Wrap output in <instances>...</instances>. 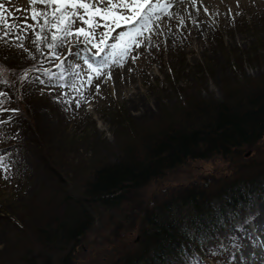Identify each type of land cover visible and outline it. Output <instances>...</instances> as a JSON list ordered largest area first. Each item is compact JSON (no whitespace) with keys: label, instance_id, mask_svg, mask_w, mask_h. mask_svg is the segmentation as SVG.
I'll return each mask as SVG.
<instances>
[{"label":"trees","instance_id":"obj_1","mask_svg":"<svg viewBox=\"0 0 264 264\" xmlns=\"http://www.w3.org/2000/svg\"><path fill=\"white\" fill-rule=\"evenodd\" d=\"M236 61L240 65L241 61ZM42 67H20L0 59L2 147L30 144L35 149L34 168L41 179L39 199L7 219L12 229L0 264H74L82 239L96 221L106 220L105 212L120 213L137 207L139 190L185 161L217 155L234 157L242 150L259 156L256 146L264 136V74L255 78L233 74L230 80L224 79L219 101L184 96L172 108L164 106L154 126L133 120L123 123L117 117L119 134L114 145L120 158L109 163L102 154L109 147L96 143L89 158L69 157L65 146L55 144L52 133L38 127L42 103L48 107L51 95L57 94L31 91L37 77L47 79L43 89L51 87L43 76L50 65L38 71ZM11 109L18 111L13 113ZM16 137L23 140L17 143ZM259 172L223 188L212 199L185 190L181 198L190 211L183 217L161 211V206L148 210L143 218L142 246L115 264H190L189 257L203 264H225L227 254L218 248L211 255L205 250V238L209 237L205 225L210 227L213 219H226L237 209L245 215L254 214L255 205L264 200V174L260 176ZM224 193L227 198H223ZM214 199L218 201L215 205ZM229 227L226 224L220 235H226Z\"/></svg>","mask_w":264,"mask_h":264},{"label":"rangeland","instance_id":"obj_2","mask_svg":"<svg viewBox=\"0 0 264 264\" xmlns=\"http://www.w3.org/2000/svg\"><path fill=\"white\" fill-rule=\"evenodd\" d=\"M197 1L200 3L197 4V13L193 21H190L189 28L194 21L196 25H203L206 34L200 42L195 40L185 26V37L180 39L177 36L174 43H168L164 34L178 33L180 27L185 25L174 20L173 16L171 21L174 25H167L163 31L159 28L158 34L152 31L147 35L144 31L140 39L141 47L129 53V57L135 59L129 58L123 63V67L119 62L115 65L109 64L101 69L102 75L99 79H94L90 88L84 85L86 92L82 95L86 99L79 109L74 105L66 106L62 97L57 99L62 92H70L69 88L62 89L51 84L49 89H43L42 86L47 80L43 78V83H40L41 80L34 82L31 91L57 93L51 95L47 102L48 107L46 103H42L38 127L52 133L56 138L55 144L59 142V146H65L69 157L80 155L89 158L92 153L91 146L97 143L109 147V151L103 149L102 154L109 163H115L120 158L118 147L114 145L118 133L115 124L117 117L123 119V123L133 120L154 126L164 106L172 108L175 101L183 99L184 96L199 95L203 100L211 98L219 101L224 79L230 80L233 74L252 78L264 74V0ZM0 3L10 9L13 16L20 17L21 23L24 16L30 17L33 10L39 11L43 8L42 5L31 4L30 0H0ZM16 9L20 11L17 12ZM28 23L33 21L29 19ZM121 30L116 29L117 32ZM111 35L114 36L115 33ZM149 35L151 39H148ZM35 39L36 36L30 34L23 41V47L20 46V41L0 39V59L14 62L20 67L43 66L38 71L50 65L47 70L56 73L58 70L55 63L58 61L49 63L46 60V44L43 39L39 45L33 44L32 40ZM112 42L111 38L106 40V44ZM96 51L98 49H91L93 54ZM107 51L108 48L105 47V52ZM63 53H67V48L63 49ZM103 55L101 53L95 59L93 55H89V60L99 64ZM114 55L118 56L119 50ZM246 58H249L250 63L246 62ZM237 59L241 61L240 65ZM68 60L81 63L86 69L82 61L73 57ZM67 63L68 61L66 67ZM109 75L111 79L108 78ZM70 81L71 77H68L65 84ZM96 85H99L98 92ZM52 108L57 114L53 113L55 111ZM2 126L3 123H0V147L5 139ZM22 140L19 138L17 143ZM256 147L259 156L250 150H242L240 155L234 157L224 158L217 155L208 159L187 160L166 173L163 178L151 181L138 191L137 207L120 213L105 212L106 220L94 223L77 248L74 264H115L127 254L138 251L143 243L141 232L144 213L161 206V211L168 210V213L177 218L187 215L190 209L185 207L181 198L185 190H193L195 194L200 193L212 199L223 188L241 182L242 179H249V176L258 174L259 171L262 176L264 136ZM1 149L6 154L5 167L11 165V168L7 172L0 169V217L4 218L0 220V256L6 252L7 239L12 229L11 222L7 219L14 218V213L22 206L34 204L39 199L37 194L41 188V179L34 168L35 149L30 144H20L17 147L9 144ZM224 196L223 198H227L228 195L224 193ZM216 203L218 201L214 199L213 205ZM262 212L264 200L255 205L252 220L256 222ZM260 251L257 247V258L261 257ZM189 259L190 264H198L194 257ZM228 259H224L225 264H228ZM258 260L256 264H259L260 258Z\"/></svg>","mask_w":264,"mask_h":264},{"label":"snow or ice","instance_id":"obj_3","mask_svg":"<svg viewBox=\"0 0 264 264\" xmlns=\"http://www.w3.org/2000/svg\"><path fill=\"white\" fill-rule=\"evenodd\" d=\"M175 2L179 3L180 0ZM30 3L42 5L43 8L39 11L33 10L30 17L24 16L22 23L20 17L13 16L11 10L0 3V9H3L0 11V39L20 41L21 47L30 34L36 36V39L32 40L33 44L39 45L43 39L48 50L46 60L49 63L58 61L55 63L58 71L54 73L45 70L43 76L47 77L53 86L59 84L62 89L69 88L70 92H62L57 99L62 97L66 106L74 105L76 109H79L86 99V96L82 95L86 92L84 85L90 88L94 79H99L102 75L101 69L109 64L115 65L119 62L123 67V63L129 58L135 59L129 57L130 51L141 47L140 39L144 31L148 29L149 24H154L156 20L167 15L166 9L170 6L167 0H30ZM16 11L19 12L20 9ZM171 18L172 16H169V19ZM29 19L33 23H28ZM116 29L122 30L117 32ZM112 33L115 35H111ZM108 38L113 42L106 44ZM148 39H151V35ZM105 47L108 48L107 52ZM65 48L66 54L63 53ZM93 48L98 49L94 54L91 52ZM117 50L118 56L114 55ZM101 53L104 55L99 64L89 60V55H93L95 59L101 56ZM69 57L82 61L86 69L81 63L69 61ZM68 77H71V81L65 84ZM108 78L111 79V76ZM96 90L99 91V85H96ZM11 111L15 113L18 110ZM5 164L6 154L0 153V169L10 171L11 165L5 167ZM261 197L264 198V192ZM226 224H230V228L226 235L221 236V229ZM205 227L209 232V237L205 238V250L209 255L213 249L218 248L228 255V264H256L258 247L262 251L259 264H264V235H261L264 234V224H256L251 213L245 215L242 209H237L226 219L217 217L212 220L210 227ZM185 238H188L187 234ZM213 240L215 244L212 243ZM198 264H203V261H198Z\"/></svg>","mask_w":264,"mask_h":264},{"label":"bare ground","instance_id":"obj_4","mask_svg":"<svg viewBox=\"0 0 264 264\" xmlns=\"http://www.w3.org/2000/svg\"><path fill=\"white\" fill-rule=\"evenodd\" d=\"M185 2H179L178 4H175V2H167L170 4V6L166 9L167 15H165L162 19L156 20L154 24H149L148 29L145 30V33L148 35L149 29L152 31L159 33L158 29L160 28L162 31L166 29V26H172L174 25V22L169 19V16H173L174 20L182 21L185 25L181 26L178 33L176 32H167L164 34V39L171 43L175 42L176 37L178 36L180 39L185 37L186 27L189 28L190 21H193L192 19L195 18L197 13V4L199 5L200 1L197 0H184ZM213 1V0H212ZM202 7V6H201ZM153 25V26H152ZM186 26V27H185ZM185 28V29H184ZM181 31V32H180ZM189 32L192 36L195 37L196 41H201L202 38L205 36V28L202 24H195V21L192 24V27L189 28ZM160 35V34H159ZM198 42V43H199ZM169 43V42H168ZM130 99V98H129ZM136 101V99H135ZM134 105V104H133ZM256 224H264V212L260 214V216L256 219ZM260 255H262V252L260 251ZM260 258V257H258ZM256 257V262L259 261Z\"/></svg>","mask_w":264,"mask_h":264}]
</instances>
